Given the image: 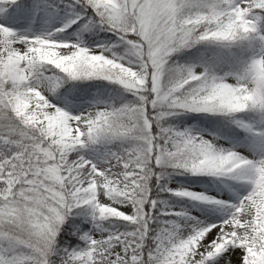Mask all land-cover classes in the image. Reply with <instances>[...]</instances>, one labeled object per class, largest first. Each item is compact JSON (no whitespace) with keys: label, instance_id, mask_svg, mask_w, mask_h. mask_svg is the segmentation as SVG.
Wrapping results in <instances>:
<instances>
[{"label":"snow or ice","instance_id":"1","mask_svg":"<svg viewBox=\"0 0 264 264\" xmlns=\"http://www.w3.org/2000/svg\"><path fill=\"white\" fill-rule=\"evenodd\" d=\"M0 264H264V0H0Z\"/></svg>","mask_w":264,"mask_h":264}]
</instances>
